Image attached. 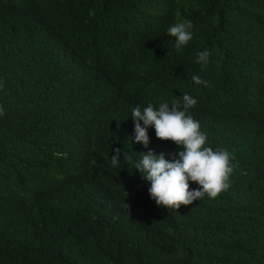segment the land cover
Returning a JSON list of instances; mask_svg holds the SVG:
<instances>
[{
	"label": "trees",
	"instance_id": "trees-1",
	"mask_svg": "<svg viewBox=\"0 0 264 264\" xmlns=\"http://www.w3.org/2000/svg\"><path fill=\"white\" fill-rule=\"evenodd\" d=\"M0 86V264H264V0H0ZM185 93L239 166L170 213L134 163L183 149L134 143L132 109Z\"/></svg>",
	"mask_w": 264,
	"mask_h": 264
},
{
	"label": "clouds",
	"instance_id": "clouds-1",
	"mask_svg": "<svg viewBox=\"0 0 264 264\" xmlns=\"http://www.w3.org/2000/svg\"><path fill=\"white\" fill-rule=\"evenodd\" d=\"M193 24L189 20L174 23L168 28V36L175 38V47L180 50L192 39ZM211 53L205 49L196 53L197 63L206 65ZM196 85L211 87L210 83L199 76L192 77ZM2 87V86H0ZM183 106L179 100L171 105L162 102L158 108L151 103L143 109L137 105L132 109L134 136L132 141L148 148L150 138L148 129L154 127L156 137L162 141H171L183 149L173 154L171 160L164 153L157 155L154 151L139 153L140 159L134 163L135 171H139L142 179L149 182L150 197L155 203L170 213L179 211L181 206L192 205L205 195L216 199L230 187V176L239 165L233 163L236 157L227 149L213 150L206 146L207 134L201 131V125L189 110L197 104V100L187 93L182 95ZM4 109L0 106V115ZM141 121L143 126H141ZM111 156L113 166H118L121 149H113ZM127 165L132 164V157L123 153ZM178 157V158H177ZM199 185L191 190L189 182ZM126 195H128L126 193ZM130 214V205L126 203Z\"/></svg>",
	"mask_w": 264,
	"mask_h": 264
}]
</instances>
